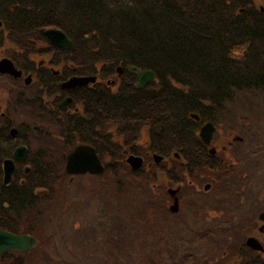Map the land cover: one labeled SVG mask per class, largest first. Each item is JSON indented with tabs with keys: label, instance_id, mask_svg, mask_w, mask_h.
Here are the masks:
<instances>
[{
	"label": "trees",
	"instance_id": "obj_1",
	"mask_svg": "<svg viewBox=\"0 0 264 264\" xmlns=\"http://www.w3.org/2000/svg\"><path fill=\"white\" fill-rule=\"evenodd\" d=\"M0 20L9 39L24 49L33 47L32 39L44 38L45 29H61L72 47L60 51L69 53L68 60L75 64L78 74L88 75L96 69L97 62L107 75L117 67L125 70L124 81L114 92L107 86L77 92L76 98L83 99L84 109L79 111V116L69 117L67 124L68 137L74 144L77 141L91 144L101 160L103 152L121 156L126 146L130 151L135 150L139 131L146 127L151 151L164 155L176 153L180 158L176 176L180 174L181 179H174L181 181L183 187L187 182L184 170L200 180L218 179L221 198L227 191L239 187L238 181L245 171L238 169L236 163L221 166L217 153H208L198 130L205 121L216 125L222 119L231 124L235 118L247 119V113L242 112L256 103L247 96L259 95L264 89L263 7L258 8L252 0H0ZM129 65L153 70L155 80L135 88L136 76L127 70ZM192 113L199 119L192 117ZM111 124L116 127V135L126 140V146L121 144V138L117 142L106 132L105 128ZM239 129V132L245 131L243 127ZM243 137L238 136L237 141ZM48 153L46 150L32 156L30 171L22 184L12 182L4 186L0 177V229L38 233L41 212L37 202L47 204L54 190L55 179L50 181V170L65 174L62 167L54 170L42 162L41 157H47ZM114 184L118 199L124 202L120 207H130L134 193L133 189L129 190V183L116 181ZM105 186L109 182L100 185ZM149 186L148 183L134 185L145 192ZM36 189L46 193L36 195ZM206 203H201L202 208L212 206ZM144 208L146 218L154 216V204ZM125 210L120 209L118 213L126 221L130 218ZM222 229L226 230L222 238L228 236L227 228ZM228 229L231 234L240 231L231 224ZM101 233L109 241L114 235ZM170 233L169 228L167 234L171 236ZM115 234L119 237L115 246L125 243L132 248L121 223L115 226ZM198 243L196 252L201 255L197 254L200 259L195 264H208L206 259L210 255L218 258L213 259L214 264H221L220 255L225 247L219 241L210 248L213 242L210 249L208 243ZM108 251L132 264L133 256L127 255L126 247L124 251L120 246L112 248L108 244ZM14 252L2 253L0 258L24 255ZM173 253L166 259L167 264H182V258L177 261ZM149 256H152L150 260ZM149 256L145 251L143 255L137 251L135 260H140V264H161V253ZM2 261L21 264L16 260Z\"/></svg>",
	"mask_w": 264,
	"mask_h": 264
},
{
	"label": "rangeland",
	"instance_id": "obj_2",
	"mask_svg": "<svg viewBox=\"0 0 264 264\" xmlns=\"http://www.w3.org/2000/svg\"><path fill=\"white\" fill-rule=\"evenodd\" d=\"M252 1L258 8H264V0ZM0 31H2L0 32V56L11 54L21 62H28L24 56L34 60L38 59L39 56L36 52L44 44L43 42L32 39V43L34 40L37 42L33 47L24 49L9 39L6 29L1 28ZM66 66L69 68L70 64H66ZM102 69L101 64L97 62L96 69L93 70L94 72L98 70L96 71L98 79H100ZM102 76V82H110L109 89L115 91L118 86L117 79L114 84L112 80L116 74L107 76L104 70ZM7 77L0 76V89H3L2 93L4 94L2 96L3 94L0 93V112H4L3 115L0 114V125H4L3 136L10 126L16 127L20 130L17 139L28 142L32 156L36 153L43 154L48 150L47 157H41L42 162L54 170H59L60 167L64 169L65 155L69 154L76 144L82 143L77 141L74 144L69 139V131H67L69 117L79 116V111H73V108H69L71 110H66V113L62 114L46 111V107L43 105L45 98H55L58 94L57 91L54 92V89H57L55 83L51 84V91L48 94L43 92L42 86L40 87L41 81L38 78L31 81L29 86L24 85L23 82L20 86L17 83L12 84ZM47 83L48 81H46V86ZM14 88L17 94L18 90H21L20 99L8 98L7 95ZM258 93L260 94L247 96L256 102L247 109V112L246 109L242 112L247 113V119L235 118L233 124L222 119L216 125L214 124L216 131L213 133L212 142L218 149L216 156L219 159L226 158L224 163L220 164L221 166L235 162L238 163V169L240 168L241 171L248 174L249 181L247 184L245 183L247 192L244 193L247 199L244 203L245 208L242 209L246 212L250 210L252 213L264 205V89ZM243 99L245 98L243 97ZM74 100L83 103L82 98H74ZM6 106L8 111L5 109ZM77 106L81 107L80 104ZM82 109H84L83 105ZM240 127L245 130L244 137L242 135L244 132H239ZM105 130L111 133L117 142L121 138V144L125 145L126 140L116 135L114 124L109 125ZM238 136H242L243 140L237 141ZM232 139L235 141L229 145V141ZM135 144L137 147L133 152L128 148L124 149H127L129 153L144 157L145 161L153 162L152 153L154 151L148 147L146 127L139 131ZM222 146L225 148H221ZM121 154V156L114 155L112 152L100 154L106 169L98 175L84 172L70 177L66 173L60 175L57 172L54 174L49 169L52 176L50 181L52 178L55 179L52 183L54 187L52 199L47 204L41 201L37 202L41 216L40 220L38 219V233H33L36 237L39 235L40 245L21 256L11 254L14 259L4 256L0 258V264H6L2 260H16L21 264H127L125 258L120 259L114 252L108 251V244L112 248L120 246L124 251L126 247L127 255L130 253L133 256L132 264H140V260H135L137 251L141 252V255L145 251L147 256L157 252L161 253L164 260L160 259L161 264L163 262L167 264L166 259L172 252H174L172 256H175L177 261L182 258V264H195L196 260L200 259L198 255H201L198 253L199 251L196 252L197 246H199L197 245L198 241L208 243V249L212 248L216 241L222 244V248L226 247L225 249L237 250L239 248L247 232L245 227L241 225L242 233L234 231L231 234L230 231H227L228 236L222 238V234L226 230H223L221 225H223L226 215L215 218L217 215L214 214L211 207L204 209L202 208L204 204H201L207 202L206 204H213L217 207L216 212L223 211V207L227 205L228 191L218 203L219 200L216 197L218 189H215L217 186L204 191L203 185L210 180H200L184 170L186 186L179 185L181 188L180 207L177 213H172L169 211V196L166 189L177 187L178 183L174 178L180 177V174L176 176L178 167H180L179 163L170 159L173 158L172 153L168 155L158 153L166 157L168 162L165 163L161 160L156 164L155 169L150 170H147V165H145L136 173L126 164V154L124 152ZM163 163L168 170L162 168ZM18 171L22 174V165L18 167ZM116 181L120 183L123 181L124 184L129 183V190L133 189L134 194L128 204L130 207H120L124 202L118 199V193L115 192L114 183ZM106 182H109V186L100 187L102 183L106 184ZM140 183H148L150 189L145 192L140 187H134L135 184ZM238 183L239 187L234 189L243 186V182L240 180ZM45 193L46 191L43 189L35 190L36 195L43 196ZM249 194H252L254 198L249 200ZM151 204L155 206L154 216L146 218L147 210L144 207ZM120 209H126L125 212L127 211V216L130 219L125 221L122 213H118ZM203 210L205 212L201 214ZM236 221L240 222L242 219H238L236 216ZM151 222L154 225H147ZM120 223L123 231L126 230L128 238L126 241H129L133 250L125 243H119L117 246L114 244L119 239L115 234V226ZM136 225L139 226V229ZM207 226L209 228L204 230ZM107 228H109V236L110 233L114 234L109 238L110 241L105 240L107 238H103L101 233L108 234L104 230ZM169 228L171 236L167 234ZM196 230L200 231L195 232ZM217 230H219L218 234H216ZM215 236L217 237L215 238ZM166 243L171 247H168ZM225 243L228 245L226 246ZM211 244L212 246L209 248ZM152 248L159 249L153 251ZM119 255L123 257V254ZM147 258L150 260L152 256ZM226 260L228 262V256L223 260L224 264H226Z\"/></svg>",
	"mask_w": 264,
	"mask_h": 264
},
{
	"label": "flooded vegetation",
	"instance_id": "obj_3",
	"mask_svg": "<svg viewBox=\"0 0 264 264\" xmlns=\"http://www.w3.org/2000/svg\"><path fill=\"white\" fill-rule=\"evenodd\" d=\"M5 29L3 23L1 22L0 25V29ZM45 31V30H44ZM2 32V31H0ZM1 38V37H0ZM45 38V39H44ZM44 38H39L38 41L39 42H43L44 44L39 48V50L36 52V54L38 53V59L34 60L32 58H28L26 56H24V59L28 60V62H21L20 60L17 59L16 56L11 55V54H6V55H2L0 56V60L3 58H8L13 62V66L15 68V72H19L18 75L14 76L12 73H8V72H0V76H3L4 78H7L10 80V82L12 84L17 83L18 85L21 84V82L24 83V85L29 86L30 82L35 80V79H39L41 81L40 87L42 86L43 92H47L48 94H50V87L52 83L56 84L57 89H54V92L57 91L58 94H56L55 98H45L46 100L43 101V105L46 107V111H51V112H57L58 114H62L63 112L66 113V110H71L69 108H73V111H81L82 110V105L83 103L81 102H77L74 100V98H76V94L78 91L84 89L86 91H91V90H97V88H101L102 86H108L107 83H104L103 80V76H102V72L105 70V68H103V70H101L100 72V79H98V76L96 74V70L94 72V70L89 71L88 75H94L95 77V81H90L87 83V85L85 86H80V87H76L73 90H68L66 88L62 87V84L68 80L70 77L72 76H86V74H78L75 68V64H73V62H70L68 60V54L61 52L60 50H70L72 47L67 48V49H63L59 46H55L52 41L44 34ZM37 41L34 40V44ZM23 50V49H21ZM19 53V52H18ZM23 60V59H22ZM66 64H70L69 68L66 66ZM94 65V64H93ZM70 70V71H69ZM110 75L112 74H116V77L112 80L113 84L115 83V79H117L116 84L118 85L117 87L120 86V84L122 83V81L124 80V70L122 69L120 72H118L117 68L109 73ZM118 74V76H117ZM107 75V74H106ZM108 76V75H107ZM46 81H48L47 86H46ZM111 81V82H112ZM21 86V85H20ZM18 94L15 93V88L10 90L9 94L7 95L8 98H16V99H20V93L21 90H18ZM3 92V89H0V93ZM3 94V93H2ZM4 96V94L2 95ZM5 96V97H7ZM67 98H70V102L67 103L64 107H61L60 104L62 102H64ZM78 99V98H76ZM68 102V101H67ZM81 105V107L79 108L77 105L79 104ZM43 105L41 104V106L43 107ZM5 109H7L8 111V107L6 106ZM1 115L4 114V112H0ZM3 130H4V125H0V177H1V182H2V177H3V161L6 158H12L13 157V152L15 151V149L18 146H23L24 150H25V154L22 158L17 159L16 161H14L15 163V171L12 175V179L10 181V183L8 184H3L4 186H10L11 183L13 182H17L18 184H22L24 182V176L26 174L29 173L30 169H28L27 171L25 170L27 167L30 168L31 165V161L33 160L32 154H31V150H30V146L28 144V142H24L18 138V135L20 134V130L17 129L14 126H10L8 128L7 133L3 136ZM16 138V139H15ZM22 138V137H21ZM213 138L211 141L210 145L215 146L213 143ZM232 141H229V145L232 144ZM210 147V146H209ZM208 147V148H209ZM221 148H225L224 146H222ZM218 149L215 147V153H217ZM129 153V152H128ZM177 158H170L171 160H174L176 162H181L180 158L178 156H176ZM144 158V157H143ZM224 159L226 158H222L219 159L217 157V161L221 164L224 163ZM144 160L143 159V164H144ZM163 162H168V160L166 159V157H163L162 159ZM165 163L162 164V168L168 170L167 167H165ZM231 163H229L230 165ZM232 164H235V162ZM238 164V163H236ZM22 165V176L20 173H18V167ZM146 165H147V170H150L152 167V163L151 161H146ZM155 168V167H154ZM246 174V175H245ZM179 180L181 179L180 177H178ZM248 174L244 172V174L242 175V177H240V181L243 182V186L238 189H234L229 191L228 196H227V205H225V207H223V211H217V207H215V205L212 204L211 209L214 212V214H216L217 217L225 216V221H223L224 225L223 228H227V231H229V225L231 224L232 227H239L240 232L242 233L243 228L241 227L244 226L247 230L246 234H245V238L242 241L241 245L239 246V248L237 250H232L230 248H223V250L221 251V255L220 258H222L223 260H225L228 256V262L227 260L225 261L226 264H261V261H264V219L260 218L261 213L264 211V205H261V207L259 208L258 211H256L255 213H252L250 210H248V212L244 211L242 208H245L244 203L246 201V197L244 196V193L247 192V190H245V183L248 181ZM18 180V181H16ZM181 181H177L178 185L175 188H169L167 189L166 193L169 196L168 200V207L170 208V206L173 204V198L176 196L177 197V210L173 211L175 213L178 212L179 207H180V187L179 185ZM3 183V182H2ZM232 183H234L232 181ZM219 180L218 179H212L210 182L205 183L203 185V190L204 191H208L214 188V186H217L215 189L217 190V195L216 197L218 198V203L220 202V200L222 199L219 195ZM235 184H233L234 186ZM205 186H207L208 188L205 189ZM239 186V183H238ZM170 189H174L175 193L174 194H170L169 190ZM224 191V190H222ZM35 192V191H34ZM249 193V192H248ZM226 193H224L222 195V197H224ZM243 194V195H242ZM254 196L251 194H249L248 199L251 200L253 199ZM171 209V208H170ZM238 214V215H237ZM236 216L238 217V219H242V221H236ZM242 217V218H241ZM244 230V231H246ZM251 238L254 243H258L261 246V249H256L251 245H248L246 243L247 239ZM213 259H218L216 257L213 256H208V258L206 259V261L208 262V264H214V260ZM223 260L221 261V264L223 263ZM224 264V263H223Z\"/></svg>",
	"mask_w": 264,
	"mask_h": 264
},
{
	"label": "water",
	"instance_id": "obj_4",
	"mask_svg": "<svg viewBox=\"0 0 264 264\" xmlns=\"http://www.w3.org/2000/svg\"><path fill=\"white\" fill-rule=\"evenodd\" d=\"M1 25V21H0ZM44 34L52 41L55 46L62 48H70L71 41L67 38L63 31L55 28H48L44 31ZM13 62L8 58H3L0 60V72L12 73L14 76L18 75L19 72L14 71ZM119 70V69H118ZM128 70L134 72L137 76V81L134 86L136 88H142L150 81L155 79V73L150 69H139L136 66H129ZM94 76H84V77H70L66 80L62 87L68 90H73L76 87L86 86L88 82L94 81ZM70 98H67L64 102L60 104L61 107H64L67 103L70 102ZM68 101V102H67ZM196 120L199 119L197 114H191ZM216 127L213 122L206 121L202 123L199 127L198 135L201 138L202 142L210 146L213 133ZM209 154L215 153V146L211 145L208 149ZM25 150L23 146H18L13 152L12 158H6L3 161V183L7 184L12 179V174L15 170L14 161L20 159L24 156ZM152 158L155 163H158L163 156L157 153L152 154ZM125 162L131 166L132 169L137 170L141 168L143 163V158L139 155H128L125 158ZM26 171L28 168L25 169ZM104 170V166L98 157L95 148L90 144L78 143L75 147L66 155V161L64 165V171L69 175L81 174L84 172L92 173H101ZM208 188L205 186V189ZM169 193L172 195L175 193L174 189H170ZM177 197L173 198V204L170 206L171 211L177 210ZM260 218L264 219V211L261 213ZM251 238H248L246 243L253 246L256 249H261V246L257 243L251 241ZM39 244V240L32 234L27 233H13L4 229H0V254L7 251H17V252H27L33 247Z\"/></svg>",
	"mask_w": 264,
	"mask_h": 264
}]
</instances>
